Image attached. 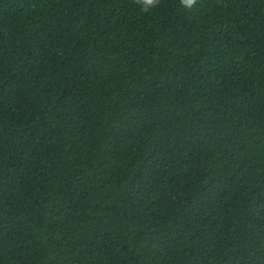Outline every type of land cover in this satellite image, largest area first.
Returning a JSON list of instances; mask_svg holds the SVG:
<instances>
[{
  "label": "trees",
  "instance_id": "trees-1",
  "mask_svg": "<svg viewBox=\"0 0 264 264\" xmlns=\"http://www.w3.org/2000/svg\"><path fill=\"white\" fill-rule=\"evenodd\" d=\"M0 264H264V0H0Z\"/></svg>",
  "mask_w": 264,
  "mask_h": 264
},
{
  "label": "clouds",
  "instance_id": "clouds-1",
  "mask_svg": "<svg viewBox=\"0 0 264 264\" xmlns=\"http://www.w3.org/2000/svg\"><path fill=\"white\" fill-rule=\"evenodd\" d=\"M137 7L143 12H147L149 9L155 7L159 0H135ZM196 3V0H180V4L184 9H191Z\"/></svg>",
  "mask_w": 264,
  "mask_h": 264
}]
</instances>
